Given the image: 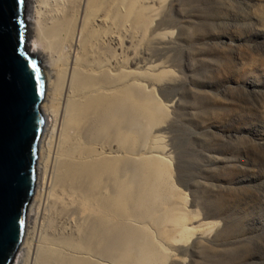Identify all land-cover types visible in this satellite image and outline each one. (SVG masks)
<instances>
[{
    "label": "bare ground",
    "instance_id": "1",
    "mask_svg": "<svg viewBox=\"0 0 264 264\" xmlns=\"http://www.w3.org/2000/svg\"><path fill=\"white\" fill-rule=\"evenodd\" d=\"M25 1L26 48L47 71L48 104L31 230L15 264H167L214 225L191 227L196 216L172 179L171 157L151 137L168 118L156 86L171 72L142 61L134 30L149 32L154 8ZM149 142L157 151H146Z\"/></svg>",
    "mask_w": 264,
    "mask_h": 264
},
{
    "label": "rangeland",
    "instance_id": "2",
    "mask_svg": "<svg viewBox=\"0 0 264 264\" xmlns=\"http://www.w3.org/2000/svg\"><path fill=\"white\" fill-rule=\"evenodd\" d=\"M145 5L155 21L148 33L134 30V48L171 72L156 86L168 118L151 137L171 157L172 179L196 216L191 227L214 225L167 264H264V0ZM149 143L146 151H157Z\"/></svg>",
    "mask_w": 264,
    "mask_h": 264
},
{
    "label": "water",
    "instance_id": "3",
    "mask_svg": "<svg viewBox=\"0 0 264 264\" xmlns=\"http://www.w3.org/2000/svg\"><path fill=\"white\" fill-rule=\"evenodd\" d=\"M25 9L0 0V264L15 262L25 237L46 125L47 71L27 51Z\"/></svg>",
    "mask_w": 264,
    "mask_h": 264
},
{
    "label": "snow or ice",
    "instance_id": "4",
    "mask_svg": "<svg viewBox=\"0 0 264 264\" xmlns=\"http://www.w3.org/2000/svg\"><path fill=\"white\" fill-rule=\"evenodd\" d=\"M24 3V0H18V5H22ZM19 23H22V21H20Z\"/></svg>",
    "mask_w": 264,
    "mask_h": 264
}]
</instances>
